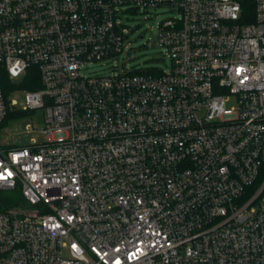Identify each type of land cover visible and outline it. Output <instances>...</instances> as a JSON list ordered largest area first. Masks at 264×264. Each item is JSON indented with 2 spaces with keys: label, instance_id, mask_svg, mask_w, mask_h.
Returning <instances> with one entry per match:
<instances>
[{
  "label": "built area",
  "instance_id": "1",
  "mask_svg": "<svg viewBox=\"0 0 264 264\" xmlns=\"http://www.w3.org/2000/svg\"><path fill=\"white\" fill-rule=\"evenodd\" d=\"M157 6L169 68L83 71ZM30 66L45 140L0 146V264H264V0H0V121Z\"/></svg>",
  "mask_w": 264,
  "mask_h": 264
},
{
  "label": "rangeland",
  "instance_id": "2",
  "mask_svg": "<svg viewBox=\"0 0 264 264\" xmlns=\"http://www.w3.org/2000/svg\"><path fill=\"white\" fill-rule=\"evenodd\" d=\"M177 14V11L168 6L150 7L146 11L124 10L121 20L131 28L127 40L132 56L128 57L125 52H120L110 59L91 62L83 71L88 74L109 73L113 64L119 68L125 66L132 69L152 66L169 68L171 59L158 40L159 23ZM24 94L23 89H16L9 95L16 109H27L28 112L12 115L0 125V146L26 145L33 141L45 140L42 131L45 126V111L42 107L30 109ZM226 105H234V100L228 101Z\"/></svg>",
  "mask_w": 264,
  "mask_h": 264
},
{
  "label": "trees",
  "instance_id": "3",
  "mask_svg": "<svg viewBox=\"0 0 264 264\" xmlns=\"http://www.w3.org/2000/svg\"><path fill=\"white\" fill-rule=\"evenodd\" d=\"M2 89L7 102V112L5 117L0 121V125L10 116L28 112L27 109H16L13 104L10 105L9 95L15 89L36 90L41 87L39 72L36 66H30L26 72L17 80L12 81L6 74L1 79ZM11 146V145H3ZM22 200L20 189L17 187L10 190H0V210L18 204Z\"/></svg>",
  "mask_w": 264,
  "mask_h": 264
},
{
  "label": "water",
  "instance_id": "4",
  "mask_svg": "<svg viewBox=\"0 0 264 264\" xmlns=\"http://www.w3.org/2000/svg\"><path fill=\"white\" fill-rule=\"evenodd\" d=\"M128 55H131V52H128Z\"/></svg>",
  "mask_w": 264,
  "mask_h": 264
}]
</instances>
